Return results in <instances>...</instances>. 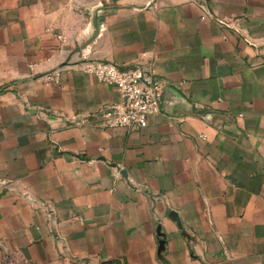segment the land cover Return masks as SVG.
<instances>
[{
  "label": "crops",
  "instance_id": "crops-1",
  "mask_svg": "<svg viewBox=\"0 0 264 264\" xmlns=\"http://www.w3.org/2000/svg\"><path fill=\"white\" fill-rule=\"evenodd\" d=\"M83 53L154 71L146 127L101 125ZM5 255L264 264V0H0Z\"/></svg>",
  "mask_w": 264,
  "mask_h": 264
},
{
  "label": "built area",
  "instance_id": "built-area-1",
  "mask_svg": "<svg viewBox=\"0 0 264 264\" xmlns=\"http://www.w3.org/2000/svg\"><path fill=\"white\" fill-rule=\"evenodd\" d=\"M76 64L119 92L120 99L101 110L103 127H146L150 117L160 112L165 85L153 70L140 66L122 68L113 62L91 59L86 53Z\"/></svg>",
  "mask_w": 264,
  "mask_h": 264
},
{
  "label": "rangeland",
  "instance_id": "rangeland-1",
  "mask_svg": "<svg viewBox=\"0 0 264 264\" xmlns=\"http://www.w3.org/2000/svg\"><path fill=\"white\" fill-rule=\"evenodd\" d=\"M0 264H30V263H24L15 256L5 255L2 259H0Z\"/></svg>",
  "mask_w": 264,
  "mask_h": 264
},
{
  "label": "water",
  "instance_id": "water-1",
  "mask_svg": "<svg viewBox=\"0 0 264 264\" xmlns=\"http://www.w3.org/2000/svg\"><path fill=\"white\" fill-rule=\"evenodd\" d=\"M181 226V225H180ZM158 234L162 236V233H160V231L158 230Z\"/></svg>",
  "mask_w": 264,
  "mask_h": 264
}]
</instances>
